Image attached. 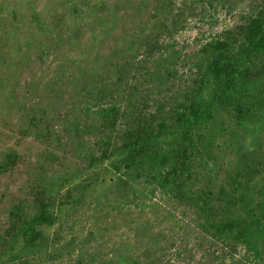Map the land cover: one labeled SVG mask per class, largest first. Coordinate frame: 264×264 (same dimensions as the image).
I'll return each mask as SVG.
<instances>
[{"label":"rangeland","instance_id":"1","mask_svg":"<svg viewBox=\"0 0 264 264\" xmlns=\"http://www.w3.org/2000/svg\"><path fill=\"white\" fill-rule=\"evenodd\" d=\"M163 1H153L138 20L133 15L118 18L95 42L81 24V30L72 31L73 43H61L55 34L62 32L59 26L72 22L68 16L75 0H0V165L9 153L20 155L17 165L0 170V226L20 201L32 211L34 186L53 198L57 217L44 228L39 246L24 244L6 264H264L244 247L231 253L223 241L202 232L192 210L166 192L155 176L124 165L113 167L117 153L90 165L89 155L101 151L97 144L101 132L96 135L98 128L91 127L95 125L91 119L75 122L86 112L78 103L75 109L70 106L72 112L63 103L73 95L70 81H65L64 92L57 89L55 74L66 63L74 80L77 76L94 80L92 89L100 94L104 84L117 80L103 59L115 49L127 48L120 36L157 31L154 37L165 47L163 52L154 57L139 52L129 85L136 96L149 99L140 104L146 112L155 113L159 102L172 107L183 102L200 76L197 64L204 44L240 25L259 2L169 0L173 4L165 9ZM118 3L107 0L108 8H117ZM168 17L177 21L172 34L164 28ZM39 22L46 28L40 29ZM93 43L95 54L89 56ZM170 50L177 54L170 55ZM97 53L101 60L95 59ZM150 71L155 75L147 76ZM46 112L52 117L43 120ZM253 121L237 128L230 114L222 112L202 130L212 136L195 150L190 181L194 191L226 187L242 160L264 162V120ZM123 127L121 122L119 130ZM262 168L255 182H264Z\"/></svg>","mask_w":264,"mask_h":264},{"label":"trees","instance_id":"2","mask_svg":"<svg viewBox=\"0 0 264 264\" xmlns=\"http://www.w3.org/2000/svg\"><path fill=\"white\" fill-rule=\"evenodd\" d=\"M118 1V7L112 9L108 8L107 0H75L68 16L72 22L66 28L59 26L62 32L71 34L65 36L60 32L55 34V40L73 43L76 36L72 31L81 30L83 24L82 28L92 32L95 42L101 31H111L113 23L119 22L118 18L133 15L138 20L153 1L162 3L163 0ZM163 2L165 9L173 4L169 0ZM122 12L123 17L119 16ZM43 23H38L40 29L46 28ZM175 25V18L164 20V28L169 34L173 33ZM158 33L150 31L141 36L136 32H125L120 36L127 48L115 49L103 59L111 73L115 77L118 75L117 80L111 85L104 84L100 94L92 89L96 87L94 80H83L78 76L74 80L75 76L65 69L71 67L70 64L58 66L55 74L57 89L64 92L66 80L74 85L73 95L62 99L63 103L69 107L72 105L73 109L78 103L81 110H86L84 116L76 117L75 122L79 123L83 117L91 119L95 124H90L91 127L98 128L96 135L101 132L97 140L101 151L91 153L88 162L90 165L97 160L104 163L117 153L119 159L113 167L120 169L124 165L155 176L166 192L192 210L202 232L223 241L231 253L244 247L255 261L260 262L264 259V182H255L254 179L256 174H261L264 162L242 160L237 172L229 177L227 186L217 190L194 191L190 181L195 150L211 141L212 133L205 136L202 130L216 122L222 112L230 114L237 128L254 124L256 118L264 120V0H259L240 25L204 44L197 64L200 76L186 91L188 95L183 102L168 108L166 102H159L158 110L148 113L140 108V104L149 99L136 96L129 82L137 68L139 52L146 51L150 57L163 52L165 47H160L158 37H154ZM95 48L93 43L87 55L94 56ZM130 48L132 53L128 54ZM174 53L177 54L170 50V55ZM95 59L102 58L97 53ZM146 75L151 77L155 72ZM73 109L70 107L71 112ZM47 115L51 116L46 112L42 119ZM121 122L124 127L119 130ZM30 124H35L34 116ZM171 135L175 137L171 142L162 140ZM19 157L18 153H9L0 170H10L17 165ZM54 207L55 201L44 188L35 186L32 211L21 201L11 207L6 223L0 226V264H6L9 256L17 255L24 244L27 248H35L44 241V228L57 220Z\"/></svg>","mask_w":264,"mask_h":264}]
</instances>
